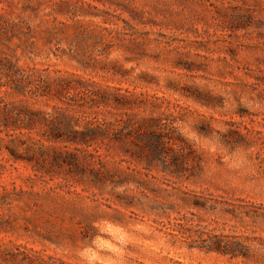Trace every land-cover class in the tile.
<instances>
[{
  "label": "rangeland",
  "instance_id": "obj_1",
  "mask_svg": "<svg viewBox=\"0 0 264 264\" xmlns=\"http://www.w3.org/2000/svg\"><path fill=\"white\" fill-rule=\"evenodd\" d=\"M69 92L114 140L2 126ZM0 264H264V0H0Z\"/></svg>",
  "mask_w": 264,
  "mask_h": 264
},
{
  "label": "trees",
  "instance_id": "obj_2",
  "mask_svg": "<svg viewBox=\"0 0 264 264\" xmlns=\"http://www.w3.org/2000/svg\"><path fill=\"white\" fill-rule=\"evenodd\" d=\"M57 12L63 15H68L66 9L64 8V5L62 2L59 3V9H57ZM76 23H82V19L77 17V14L74 13L71 16ZM105 20V19H104ZM65 23L64 21H62ZM106 22V21H104ZM102 28L106 30H111L108 26L100 25ZM42 95H45V93H41ZM68 94H71L70 92ZM54 95V98L58 99L61 104H56L53 106V112L51 113H43V112H36V119L34 117L30 116H22L18 115V113H12V117L10 119L3 120L2 126H4L7 131L12 130L14 133H17L16 131L19 130V132H22V128H29L30 125H36L37 126H43L47 128V131L50 130L51 126H53V131L51 134L47 135V139L50 141H56L58 139L65 140L67 142H70L75 145L79 144H85V145H91L94 141H98L100 137H103L106 135L109 137V139L114 140L113 137L110 136L113 134V132L106 130L102 127V123L93 118V117H80L79 122L74 119H70V116L65 118V123H61L62 121H59L58 118H55L54 115L58 116H64L69 115L68 112L71 110L69 108L72 107V105H79L80 101L76 100L77 95L73 96L71 95ZM54 116V117H53ZM63 126H66L67 130L64 132L66 134V137H60V132ZM76 126H82V128H78ZM8 134H10L8 132ZM137 139L140 141L139 148L144 153L147 154L149 159L158 158L160 156H163L164 149L163 146L165 145V139L161 137L160 133H139L137 135ZM37 142H41V139H37ZM57 149L56 147H53ZM197 207H204V205L200 203H195ZM176 232H172L174 235H180L184 234V228L183 224L179 223L177 227L174 228ZM207 242L206 245H203L207 251L209 252H218L223 255H228L230 257H239L240 255H244L242 248V242L239 240H235L234 237H229L227 235H210L206 239H203Z\"/></svg>",
  "mask_w": 264,
  "mask_h": 264
}]
</instances>
